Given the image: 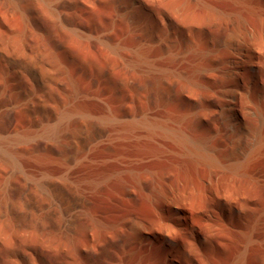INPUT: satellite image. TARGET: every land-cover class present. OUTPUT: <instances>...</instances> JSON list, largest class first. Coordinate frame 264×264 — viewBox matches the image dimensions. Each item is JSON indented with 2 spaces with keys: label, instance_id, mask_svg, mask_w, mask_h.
<instances>
[{
  "label": "bare ground",
  "instance_id": "bare-ground-1",
  "mask_svg": "<svg viewBox=\"0 0 264 264\" xmlns=\"http://www.w3.org/2000/svg\"><path fill=\"white\" fill-rule=\"evenodd\" d=\"M128 2L141 62H193L173 71L184 107L65 115L67 233L49 262L264 264V0Z\"/></svg>",
  "mask_w": 264,
  "mask_h": 264
},
{
  "label": "rangeland",
  "instance_id": "rangeland-1",
  "mask_svg": "<svg viewBox=\"0 0 264 264\" xmlns=\"http://www.w3.org/2000/svg\"><path fill=\"white\" fill-rule=\"evenodd\" d=\"M127 6L0 0V264H51L65 241L66 114L72 127L107 126L102 119L122 111L184 107L173 71L190 73L193 62H141ZM152 95L160 98L155 104Z\"/></svg>",
  "mask_w": 264,
  "mask_h": 264
}]
</instances>
